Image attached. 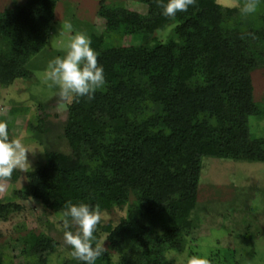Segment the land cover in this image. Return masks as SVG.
I'll return each mask as SVG.
<instances>
[{
  "label": "trees",
  "instance_id": "obj_1",
  "mask_svg": "<svg viewBox=\"0 0 264 264\" xmlns=\"http://www.w3.org/2000/svg\"><path fill=\"white\" fill-rule=\"evenodd\" d=\"M58 1L14 0L0 12L1 87L32 77L27 65L48 44ZM138 1L147 14L100 1L105 30L90 40L106 84L92 100L72 98L64 130L71 153H47L33 197L62 216L66 201L103 212L133 198L108 235L118 264H174L165 253H183L194 230L203 158L264 163V139L249 129L260 114L252 72L264 66V0L256 26L239 19L241 4L197 0L171 19L157 0ZM171 24L161 40L157 32ZM137 35L141 44L123 45ZM33 129L46 132L42 124ZM11 214L0 199V220ZM55 249L54 239L31 233L25 264H47ZM109 258L106 250L96 264ZM0 264H7L1 254Z\"/></svg>",
  "mask_w": 264,
  "mask_h": 264
},
{
  "label": "rangeland",
  "instance_id": "obj_2",
  "mask_svg": "<svg viewBox=\"0 0 264 264\" xmlns=\"http://www.w3.org/2000/svg\"><path fill=\"white\" fill-rule=\"evenodd\" d=\"M14 0H0V12L13 7ZM19 3L24 0H18ZM102 0H59L55 10L52 34L45 49L27 65L32 72L28 79H17L9 87L0 86V120L6 121L13 137H22L28 146L27 172L14 171L10 179L2 181L5 190L0 199L12 214L0 220V254L7 264H25L24 247L31 233L54 239L56 249L47 255V264L73 262L69 248L63 244V216L46 209L33 197L35 171L46 163L48 152L71 153L65 138L67 106L58 89L46 82L44 73L51 59L63 56L67 45L77 33L89 38L102 34L105 21L98 15ZM109 4H124L127 9L147 14L148 7L138 0H106ZM227 8H238L242 0H218ZM257 11L239 19L250 26L258 25ZM173 25L159 31L166 41L172 35ZM162 32V33H161ZM156 33V35H157ZM142 36L126 38L123 45H139ZM254 101L260 114L249 118L252 138L264 139V66L252 72ZM43 119V121H40ZM43 125L41 136L33 129ZM194 212V230L183 253L167 251L165 257L174 264H186L193 255L203 256L207 264H264V163L242 162L204 157ZM15 175L18 177L15 180ZM134 199L124 206L101 212L102 219L95 235L110 253L101 264H118L120 255L113 251L108 235L128 216ZM18 206V207H17Z\"/></svg>",
  "mask_w": 264,
  "mask_h": 264
},
{
  "label": "clouds",
  "instance_id": "obj_3",
  "mask_svg": "<svg viewBox=\"0 0 264 264\" xmlns=\"http://www.w3.org/2000/svg\"><path fill=\"white\" fill-rule=\"evenodd\" d=\"M157 3L162 15L175 19L178 12H187L197 0H157ZM258 3L259 0H242L240 14H254ZM44 78L50 86L58 89V95L64 100H92L106 84L103 65L98 63V53L84 33L75 34L67 45L66 53L49 61ZM29 151L22 137H10L7 122L0 120V182L10 179L14 171L27 172L31 168L27 156ZM3 190L5 185L0 183V191ZM101 219L98 207L85 202H65L63 244L68 246V255L78 264H96L106 253L104 241L101 242L95 235ZM186 264H207V260L203 256L193 255Z\"/></svg>",
  "mask_w": 264,
  "mask_h": 264
}]
</instances>
